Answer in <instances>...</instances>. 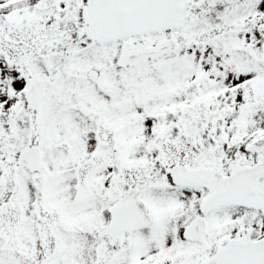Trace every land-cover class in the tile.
Masks as SVG:
<instances>
[{"label":"snow or ice","instance_id":"snow-or-ice-1","mask_svg":"<svg viewBox=\"0 0 264 264\" xmlns=\"http://www.w3.org/2000/svg\"><path fill=\"white\" fill-rule=\"evenodd\" d=\"M0 264H264V0H0Z\"/></svg>","mask_w":264,"mask_h":264}]
</instances>
